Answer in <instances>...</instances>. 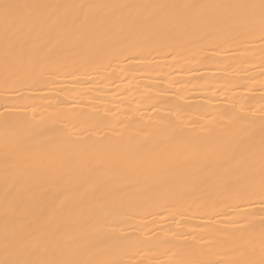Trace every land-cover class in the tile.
Returning <instances> with one entry per match:
<instances>
[{"label": "snow or ice", "instance_id": "6c2138e0", "mask_svg": "<svg viewBox=\"0 0 264 264\" xmlns=\"http://www.w3.org/2000/svg\"><path fill=\"white\" fill-rule=\"evenodd\" d=\"M0 22L4 85L21 87L54 71L76 74L114 51H125L129 42L144 47L202 33L209 42L229 44L241 32L250 35L256 29L264 40V0L212 4L0 0ZM70 51L82 57L83 63L66 62ZM82 116L58 111L42 124L26 118L0 121L4 212L9 218L0 242V264H126L111 258L113 251L121 248L125 239L137 247L142 243L116 234L115 225L124 208L119 185L89 199L86 210L80 207L85 196L99 187L84 184L83 177L97 174L110 163L95 151L96 145L106 143V137L89 148L74 133V121ZM186 127L175 121L165 123L167 139L180 141L198 153V166L183 177L189 190L200 185L223 187L237 200L258 197L264 201V118L257 126L238 113H226L208 119L198 129ZM128 152L147 154L143 143L131 140L125 145L124 156ZM160 179L167 184L177 177ZM69 184L83 185L79 198L48 202L45 193L49 185L59 188ZM165 211L168 206L159 214L163 216ZM241 228L249 231L247 223ZM207 243L227 247L234 258L216 261L210 258L211 248L185 242L173 245L181 259L161 264H264V225L258 243L250 233L247 238L224 235Z\"/></svg>", "mask_w": 264, "mask_h": 264}, {"label": "bare ground", "instance_id": "6f19581e", "mask_svg": "<svg viewBox=\"0 0 264 264\" xmlns=\"http://www.w3.org/2000/svg\"><path fill=\"white\" fill-rule=\"evenodd\" d=\"M19 3H224L232 0H16ZM3 25L0 22V33ZM66 62L83 63L82 57L68 52ZM3 45L0 42V121L26 118L34 124L53 119V114H83L73 129L86 147L106 137L95 151L110 163L97 174L83 177L84 184H97L88 200L104 194L109 186L119 185L124 208L116 234L137 238L140 245L126 239L111 258L126 264H161L182 258L174 244L194 243L209 249L216 261L233 259L227 247L210 245L224 235L259 242L264 225V201L258 197L241 201L223 187L205 185L189 190L183 181L199 164L195 149L167 139L165 123L175 121L185 130L198 129L212 117L238 113L256 122L264 118V40L259 30L235 36L229 44L209 42L204 34L178 36L150 46L127 43L123 52L114 51L94 66L76 74L63 70L46 75L39 82L21 87H5ZM218 123H224L218 120ZM145 133H151L146 136ZM140 141L147 154L128 152L125 145ZM257 145L259 137H256ZM0 144V242L6 219L5 182ZM177 180L162 184L161 177ZM81 186L49 185L45 193L50 203L65 197L77 199ZM168 206L163 216L162 207ZM247 223L248 232L241 228ZM178 236L179 240L175 237ZM186 238V239H185Z\"/></svg>", "mask_w": 264, "mask_h": 264}]
</instances>
